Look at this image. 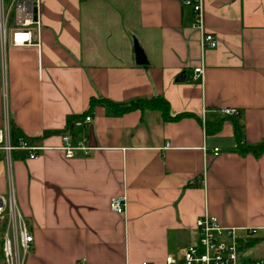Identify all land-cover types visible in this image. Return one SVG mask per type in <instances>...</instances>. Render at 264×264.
Listing matches in <instances>:
<instances>
[{
  "label": "crops",
  "instance_id": "obj_1",
  "mask_svg": "<svg viewBox=\"0 0 264 264\" xmlns=\"http://www.w3.org/2000/svg\"><path fill=\"white\" fill-rule=\"evenodd\" d=\"M202 7L215 48L201 47L181 0H39V47L6 45L3 61L0 46V127L7 121L12 137L40 147L37 158L10 159L33 235L25 264H165L196 239L204 213L237 230L241 259L264 260V152L239 147L264 145V0ZM157 97L172 115H189L90 107ZM85 114L89 124L73 125ZM65 133L85 137L88 154L65 157ZM119 195L122 213L108 205Z\"/></svg>",
  "mask_w": 264,
  "mask_h": 264
},
{
  "label": "built area",
  "instance_id": "obj_2",
  "mask_svg": "<svg viewBox=\"0 0 264 264\" xmlns=\"http://www.w3.org/2000/svg\"><path fill=\"white\" fill-rule=\"evenodd\" d=\"M181 1L183 5L192 9L191 26L200 33L201 47L215 48L218 39L204 28L203 0ZM38 6L39 0H0V46L3 61L6 45L39 47L40 25L36 16ZM202 74L203 67H195L193 79L200 78ZM221 112L225 115H234L236 109L226 107L221 109ZM91 120L92 115L85 114L81 119L74 121L73 125L89 124ZM59 148L67 158L73 157L77 151L86 155L91 149L85 137L73 139L69 133L61 136ZM38 149L40 147L25 135L12 137L7 121L3 128L0 127V152L5 158L7 174V190L5 193H0V264H25L26 256L33 243V235L16 204L10 159L13 151H22L30 159L37 158ZM218 152V148H213L214 155ZM125 204V196L119 195L111 197L108 205L112 211L122 213ZM194 226L196 239L183 248L179 258L166 255L165 264H264L263 259H241V245L237 230L234 227L221 225L216 216L204 213L195 219ZM251 232L254 233L255 229H251ZM142 264L148 263L142 262Z\"/></svg>",
  "mask_w": 264,
  "mask_h": 264
},
{
  "label": "trees",
  "instance_id": "obj_3",
  "mask_svg": "<svg viewBox=\"0 0 264 264\" xmlns=\"http://www.w3.org/2000/svg\"><path fill=\"white\" fill-rule=\"evenodd\" d=\"M98 104H105L107 106H110L112 110H114V112L118 114H121L128 110H133V109H141V110L145 108L155 109L161 113V116L163 117L164 120H177L181 118L182 116L189 115V113H184V112L172 115L169 111L168 102L163 97H157L153 99H144V100L137 99V100L131 101L128 105L113 103L105 99H91L90 100L91 108ZM14 131H15V128L14 126L11 125L10 126L11 135H13ZM239 147L243 151H251L254 155H259L262 152H264L263 144L244 146L239 143Z\"/></svg>",
  "mask_w": 264,
  "mask_h": 264
},
{
  "label": "water",
  "instance_id": "obj_4",
  "mask_svg": "<svg viewBox=\"0 0 264 264\" xmlns=\"http://www.w3.org/2000/svg\"><path fill=\"white\" fill-rule=\"evenodd\" d=\"M134 53H135V61L137 64H145L147 62L145 54L143 50L138 45L137 41L134 40ZM178 78H183L182 75H179Z\"/></svg>",
  "mask_w": 264,
  "mask_h": 264
},
{
  "label": "rangeland",
  "instance_id": "obj_5",
  "mask_svg": "<svg viewBox=\"0 0 264 264\" xmlns=\"http://www.w3.org/2000/svg\"><path fill=\"white\" fill-rule=\"evenodd\" d=\"M0 261H1V257H0Z\"/></svg>",
  "mask_w": 264,
  "mask_h": 264
}]
</instances>
